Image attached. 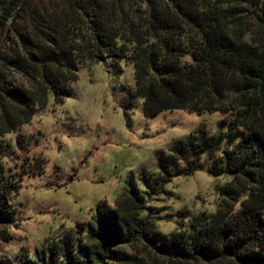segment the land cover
I'll use <instances>...</instances> for the list:
<instances>
[{"label":"trees","instance_id":"obj_1","mask_svg":"<svg viewBox=\"0 0 264 264\" xmlns=\"http://www.w3.org/2000/svg\"><path fill=\"white\" fill-rule=\"evenodd\" d=\"M244 13L263 33L264 0H0V245L17 225L23 177L45 173L43 157L6 167V136L49 97L63 104L80 69L130 65L129 97L146 118L221 116L217 133L200 126L173 142L155 173L140 172V186L129 179L113 207L100 201L91 223L19 262L0 254V264H264V48L242 40ZM15 144L25 151L20 133ZM199 171L224 181L215 212H181L172 232L159 233L150 204Z\"/></svg>","mask_w":264,"mask_h":264},{"label":"rangeland","instance_id":"obj_2","mask_svg":"<svg viewBox=\"0 0 264 264\" xmlns=\"http://www.w3.org/2000/svg\"><path fill=\"white\" fill-rule=\"evenodd\" d=\"M244 15L242 40L264 48L258 22L250 13ZM120 67L116 70L107 60L80 69L63 104L55 105L49 97L29 124L6 136L14 152L5 160L6 167L21 171L30 159L43 157L45 173L23 177L14 199L17 225L9 228L11 239L1 242V255L19 262L20 254L30 257L46 249L77 224L91 223L100 201L113 207L129 179L140 186V172L155 173L157 158L169 154L173 142L200 126L212 134L219 131L218 113L166 111L144 117L142 101L129 97L134 88L132 67L125 62ZM18 133L25 137L23 152L15 144ZM223 183L205 171L174 178L165 186V195L150 204L156 230L163 235L172 232L183 220L181 212L213 214L215 187Z\"/></svg>","mask_w":264,"mask_h":264},{"label":"water","instance_id":"obj_3","mask_svg":"<svg viewBox=\"0 0 264 264\" xmlns=\"http://www.w3.org/2000/svg\"><path fill=\"white\" fill-rule=\"evenodd\" d=\"M18 7H19V3H18L16 6H15V8H14V10H13V12H12V14H11L10 18H9V21H8V23H9V22H10V20L12 19L13 15H14L15 11L18 9ZM2 31H3V29H2Z\"/></svg>","mask_w":264,"mask_h":264}]
</instances>
